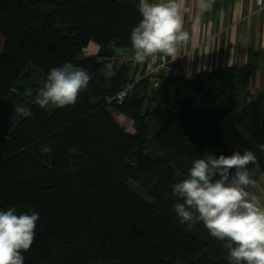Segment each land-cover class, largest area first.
I'll return each instance as SVG.
<instances>
[{
    "label": "trees",
    "instance_id": "16d2710c",
    "mask_svg": "<svg viewBox=\"0 0 264 264\" xmlns=\"http://www.w3.org/2000/svg\"><path fill=\"white\" fill-rule=\"evenodd\" d=\"M138 7L133 0H0V211L39 214L24 264H229L225 242L202 222L181 224L174 205L183 200L173 194L197 159L236 152L221 137L226 109L194 110L190 99L166 95L155 101L144 78L129 102L104 101L133 80L137 62L111 61L116 53L133 57ZM260 60L249 48L243 66L172 81L196 91L224 85L234 105ZM65 63L93 78L75 105L42 109L35 95L50 69ZM109 65L115 74L105 77ZM15 104L31 115H17ZM42 146L51 151L42 153ZM130 182L148 200L134 195Z\"/></svg>",
    "mask_w": 264,
    "mask_h": 264
},
{
    "label": "clouds",
    "instance_id": "9594fccd",
    "mask_svg": "<svg viewBox=\"0 0 264 264\" xmlns=\"http://www.w3.org/2000/svg\"><path fill=\"white\" fill-rule=\"evenodd\" d=\"M256 3L264 10V0ZM212 5L213 0H196L197 23L204 13L212 10ZM138 11L142 19L130 35L133 60L141 64L157 57L175 60L178 51L190 40L184 20L192 10L184 6L183 0H139ZM114 74L111 65L103 72L105 77ZM92 78L87 69L72 63L52 68L35 95V103L42 109L75 105ZM32 94L31 89L25 90L26 96ZM153 98L159 101L162 97ZM14 110L23 117L31 115L30 109L22 104H15ZM259 147L264 150V145ZM41 151L49 153L51 149L42 146ZM69 152L75 154L77 149L70 148ZM250 164H257L251 150L230 156L221 154L218 158L206 155L194 162L187 178L173 186V194L183 200L174 205L181 224L191 229L202 222L212 237L225 242L229 264H264V206L247 191L255 185ZM38 220V213L18 215L15 207L0 211V264H24L22 253L34 241Z\"/></svg>",
    "mask_w": 264,
    "mask_h": 264
},
{
    "label": "crops",
    "instance_id": "0c3cea01",
    "mask_svg": "<svg viewBox=\"0 0 264 264\" xmlns=\"http://www.w3.org/2000/svg\"><path fill=\"white\" fill-rule=\"evenodd\" d=\"M133 1L139 3V0ZM183 4L192 10L184 20L190 40L178 51L174 60L177 66L186 67L193 76L217 67H240L246 63L249 48L260 52L261 60L234 105L225 98L224 85H214L221 90L220 101L190 89L187 82L171 87V95H167L165 87L178 82L171 79L161 80V97L190 99L194 110L226 109L221 121V137L232 150L241 154L251 150L257 157V164H250L256 176L249 193L258 197L264 206V150L259 147L264 145V10H258L254 0H213L212 10L204 13L197 23L196 0H183ZM133 74H137L136 67Z\"/></svg>",
    "mask_w": 264,
    "mask_h": 264
},
{
    "label": "built area",
    "instance_id": "2783aa9c",
    "mask_svg": "<svg viewBox=\"0 0 264 264\" xmlns=\"http://www.w3.org/2000/svg\"><path fill=\"white\" fill-rule=\"evenodd\" d=\"M254 5L258 10L261 9V7L257 5L256 0H254ZM114 56L121 57L118 59L119 63H117V66H121V64H128L131 61L133 64L136 63L132 56H125L127 59L124 58V55H121V53H116ZM143 78L146 79L150 88L155 92V98L160 99L162 95V79L177 80L183 78L185 80H193L194 76L192 72L186 67L180 65L177 66L173 58L157 57L155 60L149 59L144 64H139V67L137 68V74L133 79V83H127L117 94L106 98L104 100L105 103L108 105L123 103L131 96L134 83H136L137 80ZM202 92L218 101L222 99V94L218 88L214 87L213 85H206L202 90L199 91V93Z\"/></svg>",
    "mask_w": 264,
    "mask_h": 264
},
{
    "label": "rangeland",
    "instance_id": "374dc122",
    "mask_svg": "<svg viewBox=\"0 0 264 264\" xmlns=\"http://www.w3.org/2000/svg\"><path fill=\"white\" fill-rule=\"evenodd\" d=\"M2 44H3V41H2V38H0V48L2 47ZM121 55H124V58L127 59V57H125L126 53H123V54H121ZM119 58H121V57H119V56L114 57V58L112 59V61H111L112 65H114V64H116V63H119V61H118ZM136 67H137V68L139 67V63L136 65ZM134 76H135V74L133 75V77H134ZM178 84H180V85H185L184 82H177V83L171 84L172 86L168 85V86L165 87V91H164L165 94H167V95H171V87H177V86H180V85H178ZM125 85H126V84H125ZM123 87H124V86H123ZM123 87H122V88H123ZM185 87H186V86H185ZM185 87L182 86L181 88H185ZM181 88H180V89H181ZM148 95H149L150 98H153V97L155 96V92H154L152 89L149 88V89H148ZM131 96H132V95H131ZM131 96H130L127 100H125L124 102H129ZM128 100H129V101H128ZM124 102H123V103H124ZM148 107H155V105H154V104H151V103H148ZM119 120H120L121 123H123V126H124L126 129L133 131V124H132V122H131L130 120H127V119H126L125 117H123V116H119ZM151 121H152V124H153L154 126H156V125H160V124L162 123V118L152 119ZM2 124H4V120H0V126H1ZM79 130H80L83 134L87 135V129L85 128V126H84L83 124H80V125H79ZM185 137H186V136H182V138H185ZM194 138H195V139H198L199 136H190V139H191V140H193ZM129 187L131 188V191L133 192L134 195L136 194V195L139 196L140 198H142V199H144V200H148L147 194H145L141 189H139L137 185L133 184V182H130V183H129Z\"/></svg>",
    "mask_w": 264,
    "mask_h": 264
},
{
    "label": "water",
    "instance_id": "95a60500",
    "mask_svg": "<svg viewBox=\"0 0 264 264\" xmlns=\"http://www.w3.org/2000/svg\"><path fill=\"white\" fill-rule=\"evenodd\" d=\"M107 62V61H106Z\"/></svg>",
    "mask_w": 264,
    "mask_h": 264
}]
</instances>
